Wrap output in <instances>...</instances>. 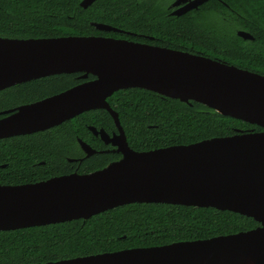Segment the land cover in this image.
Segmentation results:
<instances>
[{
	"label": "water",
	"instance_id": "95a60500",
	"mask_svg": "<svg viewBox=\"0 0 264 264\" xmlns=\"http://www.w3.org/2000/svg\"><path fill=\"white\" fill-rule=\"evenodd\" d=\"M95 0H82L86 8ZM207 0H176L182 15ZM105 32H122L92 23ZM244 40L253 37L239 30ZM85 79L65 91L16 108L0 120V139L57 126L89 110L104 109L117 134L89 130L116 147L119 160L89 173L0 185V231L86 220L117 206L161 203L230 211L255 220L254 229L204 240L36 264H264V130L147 151L128 146L107 98L140 88L197 102L215 112L264 129V75L209 57L110 36L0 37V91L58 74ZM8 111V112H10ZM86 157L96 153L79 139ZM72 161V160H70Z\"/></svg>",
	"mask_w": 264,
	"mask_h": 264
},
{
	"label": "trees",
	"instance_id": "16d2710c",
	"mask_svg": "<svg viewBox=\"0 0 264 264\" xmlns=\"http://www.w3.org/2000/svg\"><path fill=\"white\" fill-rule=\"evenodd\" d=\"M81 1L0 0V37L112 36L209 57L264 75V0H207L179 16L171 15L168 4L172 0H95L86 8L80 6ZM92 23L122 32L97 30ZM239 30L253 39H242ZM80 75H51L10 87L0 94V110L65 91L83 82ZM107 102L118 115L128 146L136 151L188 145L238 130H264L197 102L185 103L140 88L118 90ZM88 126L107 133L116 130L109 113L96 109L40 133V137L0 140V185L89 173L116 161L120 155L103 151L109 146L93 136ZM78 138L96 153L86 157ZM39 160L45 161L42 167L33 165ZM258 225L250 217L211 207L132 203L86 220L0 231V264L46 263L204 240Z\"/></svg>",
	"mask_w": 264,
	"mask_h": 264
},
{
	"label": "flooded vegetation",
	"instance_id": "af4514ba",
	"mask_svg": "<svg viewBox=\"0 0 264 264\" xmlns=\"http://www.w3.org/2000/svg\"><path fill=\"white\" fill-rule=\"evenodd\" d=\"M176 0H172L169 4H168V8L171 10V12L172 11H174V10H176L177 8H179V7H181V6H183L184 5V3L183 4H181V5H179V6H173L172 4L175 2ZM110 37H112V36H110ZM115 38V37H114ZM75 74V73H74ZM81 74V73H80ZM82 75V74H81ZM80 75V76H81ZM80 76L78 77L79 79H81V80H83V81H86V80H91V79H88V76H87V78H85V79H82V78H80ZM43 78V77H42ZM38 79H40V78H38ZM92 79H94V77L92 78ZM36 80V79H35ZM82 83V82H81ZM80 84V83H79ZM15 86V85H14ZM13 87V86H12ZM10 88V87H9ZM8 88H6V89H3V90H1L0 91V94L2 93V92H5V90H7ZM47 97H49V96H47ZM44 98H46V97H44ZM44 98H41V99H38V100H35V101H30V102H27V103H24V104H20V105H17V106H13V107H11V108H4V109H1L0 110V120L1 119H4V118H6V117H8L9 115H11L12 114V112H14L15 110H16V108H18L19 106H22V105H27V104H31V103H33V102H37V101H39V100H42V99H44ZM10 110H12V112L10 111ZM8 111H10V112H8ZM90 111V110H89ZM85 112H88V111H85ZM85 112H83V113H85ZM83 113H81V114H83ZM76 117V116H75ZM73 119V118H72ZM69 120H71V119H69ZM66 121H68V120H66ZM66 121H64V122H66ZM63 122V123H64ZM62 124V123H61ZM60 125V124H59ZM59 125H57V126H59ZM54 127H56V126H53V127H50V128H48V129H45V130H43V131H37V132H33V133H30V134H21V135H14V136H27V138H31V137H40V136H38V135H40V133H45L47 130H50V129H52V128H54ZM89 127H93V126H88V129H89ZM116 127V126H115ZM97 129V128H96ZM97 130H99V129H97ZM90 131V130H89ZM91 132V131H90ZM106 132V131H105ZM107 133V132H106ZM117 134L118 132H117V128H116V130L115 131H112L111 133H107L109 136H112L113 134ZM91 134L93 135V136H95L92 132H91ZM14 136H10V137H14ZM10 137H7V138H10ZM95 137H99V136H95ZM7 138H1L0 140H3V139H7ZM100 138V137H99ZM81 140V139H80ZM100 140H101V138H100ZM81 141H83V140H81ZM102 141V140H101ZM84 143H86L85 141H83ZM103 142V141H102ZM77 143H78V145H79V147H80V149L83 151V149L81 148V146H80V143H79V138L77 139ZM89 147H91L88 143H86ZM103 144H105L104 142H103ZM44 145H45V143H44ZM106 146H109L108 147V149H105V150H103V151H105V152H108V151H110V152H113V153H116V154H119L120 155V157H121V154L120 153H117L116 152V147H114V146H112L111 144H105ZM91 149H93L92 147H91ZM93 150H95V149H93ZM102 151V150H101ZM84 152V151H83ZM85 153V152H84ZM85 156H86V154H85ZM120 157L117 159V160H119L120 159ZM116 160V161H117ZM112 162H114V161H112ZM111 163V162H110ZM45 164V161L44 160H39V161H36L33 165H36V167H42L43 165ZM71 173H74V172H71ZM71 173H68V174H71ZM77 173V172H76ZM79 174H82V173H79ZM63 175H66V174H63ZM58 176H61V175H58ZM53 177H57V176H53ZM50 178H52V177H50ZM47 179H49V178H47ZM47 179H44V180H47ZM44 180H41V181H44ZM38 182H40V181H38ZM25 184H27V183H25Z\"/></svg>",
	"mask_w": 264,
	"mask_h": 264
},
{
	"label": "bare ground",
	"instance_id": "6f19581e",
	"mask_svg": "<svg viewBox=\"0 0 264 264\" xmlns=\"http://www.w3.org/2000/svg\"><path fill=\"white\" fill-rule=\"evenodd\" d=\"M243 264H252V261L250 259H247Z\"/></svg>",
	"mask_w": 264,
	"mask_h": 264
}]
</instances>
